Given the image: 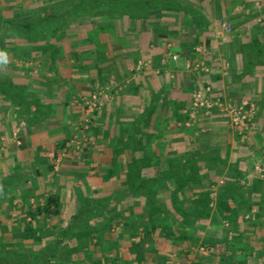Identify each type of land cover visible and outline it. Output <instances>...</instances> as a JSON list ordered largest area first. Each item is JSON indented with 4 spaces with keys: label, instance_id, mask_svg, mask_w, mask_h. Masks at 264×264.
Listing matches in <instances>:
<instances>
[{
    "label": "crops",
    "instance_id": "obj_1",
    "mask_svg": "<svg viewBox=\"0 0 264 264\" xmlns=\"http://www.w3.org/2000/svg\"><path fill=\"white\" fill-rule=\"evenodd\" d=\"M178 2L198 18L192 20L179 9L152 10L137 20H105L112 29L103 38L101 50L89 47L84 32L68 34V49L62 44L59 56L50 48L43 54L29 53L31 59H41L38 67L25 71L1 65L0 76L6 79L0 81V183L11 181L10 186L28 191L25 198L11 190L0 196L4 229L9 227L8 217L12 221L28 219L27 205L20 202L28 204L34 195L42 201L46 186L47 192L59 195L61 220L63 215H72L78 196L101 200L118 195L119 210H127V202L138 200L128 187L143 177L156 179L149 184L158 188L157 199L166 206L171 195L185 207L203 191H209L210 205L211 186L219 176L245 186L242 200L253 205L247 209L245 203L239 204L238 219L246 218L247 229L253 226L251 216H258L255 212L260 208L264 211V192L252 188L259 177L254 169L264 168V65L258 62L264 53V21L254 19L264 6L251 3L249 15L243 0ZM2 43L9 46L8 39L3 38ZM250 45L255 47L253 53L248 52ZM196 61L202 62V69L191 66ZM205 85L210 86L212 96L256 97L248 98L256 111L244 145L239 144L222 111L195 109L191 118L183 113L191 92ZM8 89L17 91L9 93ZM95 91L100 93L99 102L87 114L85 102ZM137 166L141 168L139 178L130 173ZM186 167L200 176L197 182L186 178ZM208 181L210 189L205 190ZM180 183L182 188L173 194V187ZM222 198L233 203L226 197L217 200ZM137 208L133 205V212ZM246 226L238 235L241 240L235 250L240 253L236 257H242L243 250L254 249L250 259L243 256L244 263L254 259L264 264V221L254 226L256 232H243ZM132 228L126 226L125 230L134 232ZM158 235L153 239L156 250L175 255L174 264H220L213 253L187 259L185 251L191 245L184 240H168L167 244ZM229 259L223 263L236 264L237 258Z\"/></svg>",
    "mask_w": 264,
    "mask_h": 264
},
{
    "label": "trees",
    "instance_id": "obj_2",
    "mask_svg": "<svg viewBox=\"0 0 264 264\" xmlns=\"http://www.w3.org/2000/svg\"><path fill=\"white\" fill-rule=\"evenodd\" d=\"M177 9L187 13L192 20L198 18L193 10L182 7L177 0H52L40 1L33 5L31 14L22 20H4L0 17V28L4 38L11 44L16 43L14 39L18 37L20 42L25 43L24 45L30 49L38 46L41 50L49 48L56 50L55 43L51 42L55 37L58 40L61 39L62 44L68 49V35L64 34V28L73 20L86 18L92 22L96 19L112 20L121 17L137 20L152 10L175 11ZM57 46L60 44L57 43ZM71 47L76 45L72 44ZM260 50L262 48L259 47V54ZM7 91L16 93L17 90L8 89ZM140 169V166H137L133 171L130 169V173L139 178ZM183 173L186 178L196 182L199 179L193 169L189 170L186 167ZM155 181V178L145 180L143 177L128 187L131 196L135 195L134 197L138 200L127 202L130 206L127 210H119L118 195L116 198L107 196L101 200H97L96 197L78 196V204L72 211L69 221L65 223L59 220L62 209L59 195L53 192L45 193L41 203L27 206L25 217L27 216L29 220L26 221L25 218L21 220L22 229L18 234H13V238L19 243L33 242L35 238L42 237L47 240L28 252L15 251L13 248L9 250L10 243H7L8 248L4 247L0 250V264H148L149 262H146L148 258H152L150 262L154 261V264H169L163 253L153 248V239L157 234L163 238L164 242L191 239L192 235L186 231L201 230L203 225L196 226L194 222L209 214V191L199 193L185 207L182 203L175 201L174 196L171 195L169 205L166 206L164 202L157 199L158 188L151 187L149 184ZM10 182L0 183V194L5 190L16 191L17 186L14 184L10 186ZM181 184L173 187V194L182 188ZM209 184L210 181L204 185L205 190L210 189ZM18 190L17 194L22 196L21 189ZM133 205L139 207L135 212H133ZM252 205L247 203L245 208L250 209ZM213 208L218 219L225 220L230 228L237 220L240 210L237 203L230 204L224 198L217 200ZM54 219H57V222L51 223L48 229L36 231L35 227L39 222ZM59 224H62V227L57 230L56 227ZM252 225L255 226V223ZM126 226H133L134 232L140 228L147 245L142 247V241L135 233L133 240L136 238L138 241L129 240L127 243V238L124 237L126 232L121 234L116 232L120 227L126 229ZM179 229L182 232L178 231ZM238 235L239 232L236 236ZM121 238L125 247L119 243ZM64 239L67 240L66 245L62 242ZM103 241L106 242L105 245ZM198 244L202 247H212L215 254L220 252L223 260L237 258L236 264H248L244 263L243 258L247 256L250 259L252 255H255V250L251 249L242 251L244 257H236L240 253L233 252V249H239L236 243L232 245L233 248L230 247L232 251L227 248L228 245L225 242H215L212 239H201ZM118 245L120 249L117 251L115 247ZM110 249L114 250V255L109 253ZM252 261L250 264H257L254 259Z\"/></svg>",
    "mask_w": 264,
    "mask_h": 264
},
{
    "label": "rangeland",
    "instance_id": "obj_3",
    "mask_svg": "<svg viewBox=\"0 0 264 264\" xmlns=\"http://www.w3.org/2000/svg\"><path fill=\"white\" fill-rule=\"evenodd\" d=\"M40 1H52V0H0V17L2 19H4V20H22L25 17H27L29 14H31L32 6L37 4ZM177 1H187V0H177ZM215 1L217 2L218 0H215ZM256 1H257L259 6H264V0H243V2L247 4L246 7L249 8V15H252V13H250L251 12V8L250 7L252 5L251 3H254ZM170 11H173V10H170ZM175 12H179V10L177 9V10H175ZM254 15H255L254 19H256L258 17L260 22L264 21V9L260 10L259 13H256ZM118 19H125V17H121V18H118ZM83 20H86V19H76V20H73L72 22H70L69 25H67L64 28V34L65 35L74 34L75 36H77V35H82V33L84 32V34H85V39L84 40L86 42H88L87 44L89 45V47L91 46L95 50H101L103 48V46L105 45V44L102 43L103 38H105V36L109 32V30L112 29L111 24L108 25L107 24L108 22H106L105 20H97V21L94 20L92 22L91 21H88V22L86 21L85 22ZM81 21H83V22H81ZM99 23H104V24L102 26H99L98 25ZM226 28H227V30L229 29L228 27H226ZM227 30H225V31H227ZM3 38H4V36L2 35V30L0 28V52L7 51V52L10 53V56H8V63L6 65H10V66H12L14 68H22L23 70H25L26 68H30V67H33V66L38 67L39 64H40L39 61L41 59L40 58L39 59H37V58L36 59H34V58L31 59L30 56H29V53L32 52L31 50L39 51L42 54L44 52L48 51V49L41 50L38 46H33L32 49H30L29 47H23V46H21L20 41H18V40H16V43H14V44L8 43L9 46L4 47L3 46L4 43H2V39ZM52 41L55 43L54 45L56 46V50H54L56 52L55 55L59 56L62 53V40L60 39V41H61L60 46H57V43L59 41L58 38L56 39L54 37L52 39ZM75 42L80 43L81 40L80 39H76ZM254 48H255L254 46L250 45V47L248 48V52L252 51V53H253ZM19 53H21V54H19ZM17 54H19V55L16 56ZM250 55H252V54H250ZM248 59L252 60L253 58H248ZM258 62L262 63L264 65V53L259 55ZM0 67H2V66L0 65ZM10 69L11 68L9 67V70ZM4 79H6V78H3L2 76H0V81H2ZM94 93H96V91ZM228 98H230V97H228ZM242 98H246V99L251 98V99H254V100L256 99V97L254 95H250V94H245L244 96H242ZM89 99H90V97H89ZM89 99H87L86 101H88ZM253 103H254V101H253ZM96 107H97V104H96L95 108ZM85 117H87V116H85ZM247 131L244 133L243 137L238 135L234 131L237 134V137H238L237 139H238V142H239L240 145H244L245 144V141H246L245 140V135H246ZM76 138H72V139L77 140ZM75 153L77 155L79 152L76 151V152H74V154ZM75 159H77V156L75 157ZM258 168H263V167L257 166L254 169V171L257 173V175L259 177L257 176L258 179L255 181L256 185L254 187H252V188L254 190H258V191L264 192V171H261ZM199 178H200V176H199ZM226 178H227V176H223V177L219 176L217 181L214 182L215 184L213 186H211L213 191H214V195H213V199H212V201L210 203L209 214L207 215V217L199 218V219H197L194 222V223H196V226H197V224L199 225V224L202 223L203 226H202L201 230H199V229H194V230L191 229V230H187L186 231L188 234L192 235L191 239L184 240L188 245H191L188 248L189 255L185 251V254H187L185 258H187V259L196 258L197 254L198 255H203L205 257H209V255H211L212 253H213V255L215 254L214 249H210L209 247H202V246H201L202 249H200L198 247L199 246L198 243H199V241L201 239H212V240H215V242H225V244L228 245L227 248H230V247L233 248V246H232L233 243H237V242L240 243L241 236L237 237L236 235H237V232H240V231L242 232V227L243 226H246V224L248 225V223H246L244 225V222H245L244 219H246V218H244V219H238L237 218V220H235V223L233 224V226L230 228L228 223L225 220L218 219V216L215 214V211H214V208H213L215 206L216 201H217V199L219 197L230 198L231 202H233L235 204L237 203L238 205L239 204H243V203L247 204V202H245V201L243 202V200H242V198L245 197L244 196L245 194L242 192V190H243V188L245 186L244 185H240V184H236V183H232V182H228ZM45 188H42V192L43 193H47V191H48L47 186ZM85 189H87V187H85ZM17 190L15 191L16 195H17V192H18ZM21 191L23 193V195L21 197H23V198L27 197V195H28L27 188H22ZM7 194L8 193H5V191H3V192H1L0 196H2V195L5 196ZM39 198L40 197L34 195L33 198H32V201L29 202L28 204L25 203V202H20V204H24V206H26V205L27 206H29V205L34 206L35 203H41L42 202ZM21 200L23 201V199H21ZM8 204H11V203H8ZM230 204H232V203H230ZM24 206L21 205V207H20L21 208V212H22V208ZM251 213L254 214V212H251ZM263 213H264V211H261V208H260V212H256V214L258 216L254 217V218L251 216V219H249V222L251 220L252 222L254 221L253 223H255V226L256 225H261L263 223V221H264ZM70 217H69V215H63L61 220H64V223H65V222L69 221ZM249 218H250V216H249ZM7 220H8V225H9L8 229H4V227H6V226H3L2 223L0 224V250H2L4 247L8 248L7 243H10L9 244V250L11 248H13L15 251L28 252L30 250L35 249L36 247H38L44 241L47 240L45 237H42L41 239L35 238L33 242L19 243L18 241H16V239L13 238V234H15V233L18 234L19 231L22 229V226H23L22 223H21L22 221L20 219L18 221H16V219L12 221V219L9 218V217L7 218ZM28 220L29 219H26V221H28ZM56 222H57V219H55L53 221L46 220L43 223L39 222L40 224L38 223V225H36V227H35L36 231L39 232V231H41L43 229L44 230L48 229V227H49V225L51 223H56ZM61 227H62V224H59L56 228L58 230ZM254 228H256V227L252 226V227H249L247 229V226H246L247 230L243 228V230H244L243 232H245V231H250V232L255 231L256 229H254ZM139 229L140 228H138L136 232H133V231L127 232V230H125V229L120 230V231L116 230V232L120 233V234H121V232H124V233L126 232L124 237H125V239L127 238V243L129 242V240H132L133 242H137L138 241L136 238H135V240H133V236H134V233H135V235L142 241V247H145L147 245V241H145V239H143L142 232ZM178 231L182 232V230H180V229ZM3 232H5L7 234L3 235L2 234ZM136 233H138V234H136ZM130 237H132V238H130ZM66 241H67L66 239L62 240V242L65 243V245H66ZM119 243H120V245L122 247H125L124 244H123L124 241L122 240V238H121V241ZM153 243H154L153 244V248L156 249V247H155L156 244H155V242H153ZM117 247H115V249H117V251H118V249H120V247H118V248ZM229 250L232 251V249H229ZM109 251H110L109 253L111 255H114V253H113L114 250L110 249ZM122 251H124V249H122ZM233 252L236 253V250L233 249ZM226 253H228V252H226ZM118 254H120V253L118 252ZM163 255L165 256V258L168 261H170L171 263L174 264L175 259H174V261H172V260L175 257V255H172V253L170 254V257L166 253H164ZM216 255H218L217 256L218 257L217 258L218 262H220L221 264H224L223 263V258H222V255L220 254V252H219V254L216 253ZM262 256H264V254ZM151 259L152 258H148L146 260V262L148 261L149 262L148 264H154V261L150 262ZM177 261H178V259H177ZM171 263H169V264H171ZM142 264H145V263H142Z\"/></svg>",
    "mask_w": 264,
    "mask_h": 264
},
{
    "label": "built area",
    "instance_id": "obj_4",
    "mask_svg": "<svg viewBox=\"0 0 264 264\" xmlns=\"http://www.w3.org/2000/svg\"><path fill=\"white\" fill-rule=\"evenodd\" d=\"M171 58L174 60L176 55L173 54ZM140 65L144 63L139 62ZM190 64H187V67ZM195 68H203L202 62L196 61L191 64ZM100 93L96 92L90 96V99L85 102L86 113L89 114L93 111L96 104L98 103V95ZM103 97L106 96L105 93L102 94ZM218 109L222 111L228 120L229 126L240 136L243 137L244 133L248 130L249 124L255 114L256 106L255 104L245 98H240L237 100L231 98H224L220 95H211V89L209 85L199 87L191 92V99L189 106L183 110V113L188 117H193L195 109H202L204 113H209L212 109ZM85 117V123L88 121V115ZM74 141V140H73ZM72 141V142H73ZM264 171V168H258Z\"/></svg>",
    "mask_w": 264,
    "mask_h": 264
},
{
    "label": "clouds",
    "instance_id": "obj_5",
    "mask_svg": "<svg viewBox=\"0 0 264 264\" xmlns=\"http://www.w3.org/2000/svg\"><path fill=\"white\" fill-rule=\"evenodd\" d=\"M8 63V55L4 52H0V65H6Z\"/></svg>",
    "mask_w": 264,
    "mask_h": 264
}]
</instances>
